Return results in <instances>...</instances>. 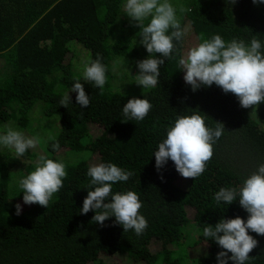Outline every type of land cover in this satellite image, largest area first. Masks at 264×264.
<instances>
[{
    "label": "trees",
    "instance_id": "1",
    "mask_svg": "<svg viewBox=\"0 0 264 264\" xmlns=\"http://www.w3.org/2000/svg\"><path fill=\"white\" fill-rule=\"evenodd\" d=\"M169 2L184 36L173 40L159 84L142 89L136 84L139 69L134 63L149 54L139 43L140 28L124 12L126 0H0V61L11 67L0 82V122L19 113L17 119L27 124L39 101L47 116H60L59 131L42 152L29 149L17 157L0 151V264H218L223 249L203 236V228L221 218L247 220L249 214L238 200L217 204L214 197L221 187L238 190L264 164V103L255 110L242 108L235 95L216 85L193 92L183 79L179 59L202 38L215 35L226 43L233 38L250 43L255 36L264 44V3L192 0L181 11ZM72 41L89 50L90 63L101 58L107 69L102 90L74 70ZM77 80L90 96L89 107L76 103L75 92L67 108L60 106L64 89ZM132 97L153 106L143 121L123 116L122 107ZM194 112L204 116L206 127L214 129L217 122L225 127L205 172L194 180L183 178L171 160L157 172L153 154L158 144L179 116ZM57 141L60 148L54 150ZM87 151L98 153L101 163L134 173L128 181L114 183L112 190L138 194L140 214L148 221L142 235L124 232L115 217L101 226L92 221L94 211L80 214L91 180ZM83 152L86 156L80 155ZM41 155L63 162L67 172L47 209L24 205L19 187ZM179 180L189 185L181 186ZM17 203L22 205L19 216ZM190 219L199 231L193 244L184 236ZM249 235L258 246L246 264H264V236L251 230ZM201 243L204 247L198 248Z\"/></svg>",
    "mask_w": 264,
    "mask_h": 264
},
{
    "label": "clouds",
    "instance_id": "2",
    "mask_svg": "<svg viewBox=\"0 0 264 264\" xmlns=\"http://www.w3.org/2000/svg\"><path fill=\"white\" fill-rule=\"evenodd\" d=\"M233 2L235 4L236 0ZM252 2L260 4L264 0ZM124 12L140 28L139 43L149 54L136 62L139 69L135 75L136 84L144 89L155 88L159 84L160 68L174 50L173 40L179 41L184 36L176 8L169 0H126ZM146 20L150 21L147 25ZM179 65L184 72L185 83L193 92L201 87L216 85L225 94L235 95L242 108L255 110L264 103V44L255 36L250 43L236 38L226 43L220 35L210 40L202 38L198 46L189 49L186 57L179 59ZM106 71L98 56L90 64L84 65L83 80L102 90L107 82ZM70 92L77 93L76 103L81 108L89 107L90 96L85 92L84 83L77 80ZM59 103L67 108L71 103L69 93ZM152 107L147 99L132 97L124 104L122 112L125 120L143 121ZM224 131L221 122H217L214 129L206 127L204 116L198 113L179 116L153 154L157 172L171 160L183 178H198L205 172L207 163L214 155L213 146ZM39 142L38 137H27L10 127L6 134L0 135V145L14 149L17 157L36 148ZM52 148L59 150V142L53 143ZM66 175L63 162L45 155L39 156L35 170L19 180L23 204H38L47 209L54 194L62 189ZM87 175L91 178L90 186L80 214L94 211L92 221L101 226L109 218L115 217V223L121 225L124 232L134 230L136 235H142L148 221L140 214L143 204L138 194L134 191L113 193L112 190L114 183L126 182L134 173L112 163H99L90 166ZM160 178L163 180L162 175ZM214 199L217 204L223 202L227 205L238 200L249 215L246 221L240 216L221 218L215 226L204 227L203 236L223 249L217 254L218 264H228L229 260L233 264H246L250 259L249 254L258 246V241L249 235V230L264 236V164L259 165L238 190L221 187ZM15 209V214L19 216L22 205L17 203Z\"/></svg>",
    "mask_w": 264,
    "mask_h": 264
},
{
    "label": "rangeland",
    "instance_id": "3",
    "mask_svg": "<svg viewBox=\"0 0 264 264\" xmlns=\"http://www.w3.org/2000/svg\"><path fill=\"white\" fill-rule=\"evenodd\" d=\"M191 1L192 0H172V2H174L176 4V6L180 9L185 8ZM69 47L71 50L70 51L71 54L69 57L72 58V61L74 63V70L76 72H79V74H81V73H83L84 65L86 63L90 64V52L84 45H82L81 43H78L76 41H72V43L69 44ZM141 59H142V57H141ZM141 59H139V60H141ZM136 62L134 63L135 66H136ZM10 68L11 67L9 65H7V63H2L0 61V82H1L2 78L5 77L4 75L9 73ZM125 69H126V67H125ZM138 72H139V70L137 71V73L135 75H137ZM127 73L130 74L129 72H127ZM130 76H132V74H130ZM133 81H134V79L131 80V82H133ZM142 89H144V88H142ZM70 91H71V88L64 89L65 94L69 93V95H70L72 93ZM18 116L20 117L21 115L19 113H17L16 118L14 117L9 121L0 122V135L6 134L7 129L10 127L13 130L23 132L25 134V136H27V137H38L40 142L37 145V147L34 148V150H36V151L42 152L43 150H45V146H46L47 141L50 138H52L53 136H55L57 134V132L59 131L58 130L60 127L59 113H55L53 115L47 116L44 113V103L42 101L37 102L32 107L30 114H29V116L32 119L30 118V120L27 122V124H22L20 122V120L17 119ZM0 146H1L0 151H2V152L10 151V153H13L14 155H16L14 152V149H9V148H6L2 145H0ZM77 154L78 153H76L75 157L77 156ZM87 154H88V158L91 160L90 161L91 165L101 163L99 160V154L96 153L95 151H93V152L87 151ZM80 155L86 156V153L83 152ZM179 181L181 183V186L189 185V183L184 181V180H179ZM194 227H195V223L192 219H190V223L184 229V236L188 237V243L189 244H193V242H195L197 240V235L199 234V231L196 230L197 227H196V229ZM189 239H192V240H189ZM203 244L204 243H201V244L197 245V247L203 248L204 247Z\"/></svg>",
    "mask_w": 264,
    "mask_h": 264
}]
</instances>
